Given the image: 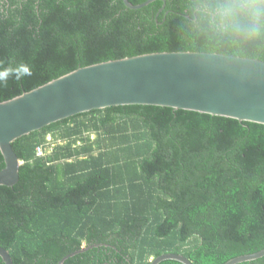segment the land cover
<instances>
[{
  "label": "trees",
  "instance_id": "16d2710c",
  "mask_svg": "<svg viewBox=\"0 0 264 264\" xmlns=\"http://www.w3.org/2000/svg\"><path fill=\"white\" fill-rule=\"evenodd\" d=\"M208 4L0 0V64L32 70L0 87V101L79 67L156 51L264 61V37L222 34ZM11 146L21 164L18 181L0 185V246L13 264H58L94 243L102 245L62 264H150L168 252L223 264L264 248V124L118 105L53 122ZM237 264H264V256Z\"/></svg>",
  "mask_w": 264,
  "mask_h": 264
},
{
  "label": "water",
  "instance_id": "95a60500",
  "mask_svg": "<svg viewBox=\"0 0 264 264\" xmlns=\"http://www.w3.org/2000/svg\"><path fill=\"white\" fill-rule=\"evenodd\" d=\"M126 7L141 8L156 0ZM162 7L165 5L166 0ZM154 105L193 110L264 124V61L219 52L156 51L110 59L79 67L12 98L0 101V153L4 167L0 185L19 179L21 161L11 143L53 122L75 114L118 105ZM94 243L65 255L98 247ZM264 256V248L227 260L237 264ZM4 264H13L0 246ZM176 260L193 264L178 253H163L150 261Z\"/></svg>",
  "mask_w": 264,
  "mask_h": 264
},
{
  "label": "clouds",
  "instance_id": "9594fccd",
  "mask_svg": "<svg viewBox=\"0 0 264 264\" xmlns=\"http://www.w3.org/2000/svg\"><path fill=\"white\" fill-rule=\"evenodd\" d=\"M206 11L210 23L222 34L245 39L264 37V0H209ZM31 75L26 63L0 64V87Z\"/></svg>",
  "mask_w": 264,
  "mask_h": 264
},
{
  "label": "built area",
  "instance_id": "2783aa9c",
  "mask_svg": "<svg viewBox=\"0 0 264 264\" xmlns=\"http://www.w3.org/2000/svg\"><path fill=\"white\" fill-rule=\"evenodd\" d=\"M42 152H43V150H42L40 147H38V148H37V154H38V155H41Z\"/></svg>",
  "mask_w": 264,
  "mask_h": 264
},
{
  "label": "rangeland",
  "instance_id": "374dc122",
  "mask_svg": "<svg viewBox=\"0 0 264 264\" xmlns=\"http://www.w3.org/2000/svg\"><path fill=\"white\" fill-rule=\"evenodd\" d=\"M49 139V138H48ZM44 151H45V148H44ZM82 247H85V246H82Z\"/></svg>",
  "mask_w": 264,
  "mask_h": 264
}]
</instances>
